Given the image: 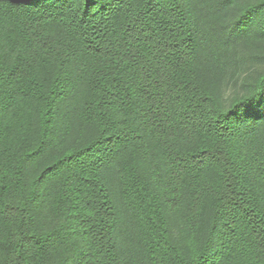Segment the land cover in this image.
I'll use <instances>...</instances> for the list:
<instances>
[{"label": "trees", "instance_id": "16d2710c", "mask_svg": "<svg viewBox=\"0 0 264 264\" xmlns=\"http://www.w3.org/2000/svg\"><path fill=\"white\" fill-rule=\"evenodd\" d=\"M71 3L0 0V264H261L264 38L196 0Z\"/></svg>", "mask_w": 264, "mask_h": 264}, {"label": "snow or ice", "instance_id": "6c2138e0", "mask_svg": "<svg viewBox=\"0 0 264 264\" xmlns=\"http://www.w3.org/2000/svg\"><path fill=\"white\" fill-rule=\"evenodd\" d=\"M112 2L114 0H89V8L103 12L111 8ZM196 2L203 8L211 9L216 14L218 21L223 20L225 15L233 17L229 22L220 25L221 32H230L228 39L235 40L239 37H251L253 35H260L261 38H264V0H196ZM79 3L80 0H72L70 7L78 8ZM255 127L254 121H249L248 127L245 128V134H248ZM260 143L264 147V137L261 138ZM53 152L51 140L41 142L35 150V154L29 156L25 163L30 165L37 158L50 157ZM71 163H73L71 159L63 156L58 157L53 160L52 164L46 165L47 171L40 177L41 181L49 175L58 174ZM4 191L5 186L0 183V219L12 217L19 207L5 202ZM59 256L58 264H79V261L83 258L72 251L62 252ZM261 256L264 257V249H262ZM193 259L196 260L198 257L194 256ZM261 264H264V258L261 259Z\"/></svg>", "mask_w": 264, "mask_h": 264}, {"label": "rangeland", "instance_id": "374dc122", "mask_svg": "<svg viewBox=\"0 0 264 264\" xmlns=\"http://www.w3.org/2000/svg\"><path fill=\"white\" fill-rule=\"evenodd\" d=\"M250 69L253 70L252 67H250ZM250 69L246 68L247 71H248V70L250 71ZM256 70H257V67L254 69V71H256Z\"/></svg>", "mask_w": 264, "mask_h": 264}]
</instances>
